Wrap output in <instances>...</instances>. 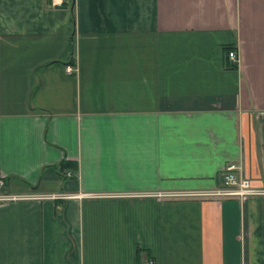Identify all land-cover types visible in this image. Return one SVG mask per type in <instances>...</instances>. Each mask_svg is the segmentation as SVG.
<instances>
[{
	"label": "crops",
	"instance_id": "obj_1",
	"mask_svg": "<svg viewBox=\"0 0 264 264\" xmlns=\"http://www.w3.org/2000/svg\"><path fill=\"white\" fill-rule=\"evenodd\" d=\"M0 178V264H264V0H0Z\"/></svg>",
	"mask_w": 264,
	"mask_h": 264
},
{
	"label": "built area",
	"instance_id": "obj_2",
	"mask_svg": "<svg viewBox=\"0 0 264 264\" xmlns=\"http://www.w3.org/2000/svg\"><path fill=\"white\" fill-rule=\"evenodd\" d=\"M51 6H61L63 0H49ZM226 57L231 64L238 62V55L235 50L229 49L226 52ZM74 70L73 66L67 65L66 72L72 73ZM221 187L205 191V192H187L182 195L196 196V195H215L223 197H244L247 195L258 193V190L252 186L250 178L242 176L239 172V167L235 163L227 164L221 173ZM24 196L9 193L5 189V184L2 178H0V201H11L23 198ZM143 264H153L151 260L144 262Z\"/></svg>",
	"mask_w": 264,
	"mask_h": 264
},
{
	"label": "trees",
	"instance_id": "obj_3",
	"mask_svg": "<svg viewBox=\"0 0 264 264\" xmlns=\"http://www.w3.org/2000/svg\"><path fill=\"white\" fill-rule=\"evenodd\" d=\"M228 50H229V48L226 49V52H227ZM67 165H68V163H62V164H61V167H65V166H67Z\"/></svg>",
	"mask_w": 264,
	"mask_h": 264
}]
</instances>
